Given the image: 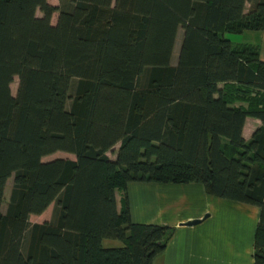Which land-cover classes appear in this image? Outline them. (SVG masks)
Returning <instances> with one entry per match:
<instances>
[{"label": "trees", "instance_id": "trees-1", "mask_svg": "<svg viewBox=\"0 0 264 264\" xmlns=\"http://www.w3.org/2000/svg\"><path fill=\"white\" fill-rule=\"evenodd\" d=\"M263 29L264 0H0V264H154L176 228L133 222L130 182L258 206L264 264V61L224 36Z\"/></svg>", "mask_w": 264, "mask_h": 264}, {"label": "crops", "instance_id": "crops-1", "mask_svg": "<svg viewBox=\"0 0 264 264\" xmlns=\"http://www.w3.org/2000/svg\"><path fill=\"white\" fill-rule=\"evenodd\" d=\"M241 34L247 38L236 45L257 46L264 61V29ZM261 125L260 119L248 117L244 138L249 140ZM127 196L133 222L176 228L166 249L154 257V264H254L258 206L208 194L201 183L130 182ZM122 197L118 190L119 208ZM194 220L199 222L188 224ZM103 243L106 247L123 245L113 239Z\"/></svg>", "mask_w": 264, "mask_h": 264}, {"label": "rangeland", "instance_id": "rangeland-1", "mask_svg": "<svg viewBox=\"0 0 264 264\" xmlns=\"http://www.w3.org/2000/svg\"><path fill=\"white\" fill-rule=\"evenodd\" d=\"M50 1L54 2V3L58 4V5L61 4V0H50ZM248 7H249V5H248ZM37 13H38L39 16L42 14L41 11H38ZM58 15H59L58 12L54 13L53 18H52L53 22H56V20L58 18ZM224 36L229 38L234 45H236V44H238L240 42H243L247 38V37L245 38L246 35H243L241 33H228L227 32V33L224 34ZM182 38H183V29L180 28L178 33H177L176 44H175V47H174V51H173V54H172V60H171V63L174 64V65L177 64V61H178V56H179V51H180V47H181V43H182ZM143 80H142V83H143ZM18 82H19L18 77H15L14 82L11 85L12 92H13L14 95L17 93ZM77 82H78V79H76V78L73 79L72 82H71L70 91H69L70 99L67 102L68 108L70 107L71 97L73 96V94L75 92V87L77 85ZM117 149H118V146H116L115 151ZM109 156L112 159L116 158L115 152H113V151L109 152ZM59 157H63V158H67L68 157V158H73L74 159L75 155H73L71 153H68V152L58 151V152H56L54 154H51V155H48V156L44 157L43 160L44 161H48V160H53V159L59 158ZM12 186H13V177L8 179L6 192H5V199H4V202H3V205H2V211L3 212H6L8 206H9ZM56 212H57V203L54 202V203H52L49 206V208L42 215H35V214L31 215L30 216V222L34 223V222L52 221L54 219V217H55ZM115 241H119V240H115ZM119 242H121V241H119Z\"/></svg>", "mask_w": 264, "mask_h": 264}, {"label": "water", "instance_id": "water-1", "mask_svg": "<svg viewBox=\"0 0 264 264\" xmlns=\"http://www.w3.org/2000/svg\"><path fill=\"white\" fill-rule=\"evenodd\" d=\"M199 222V220H194V221H190L188 224L189 225H194V224H197Z\"/></svg>", "mask_w": 264, "mask_h": 264}]
</instances>
